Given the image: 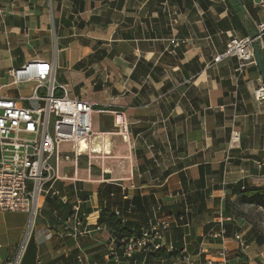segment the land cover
Here are the masks:
<instances>
[{
	"label": "crops",
	"instance_id": "1",
	"mask_svg": "<svg viewBox=\"0 0 264 264\" xmlns=\"http://www.w3.org/2000/svg\"><path fill=\"white\" fill-rule=\"evenodd\" d=\"M49 5L0 0V96L29 105L20 98L32 86L13 84L9 72L35 59L53 63L56 83L71 98L101 110L93 130L108 134L110 150L91 155L96 163L91 158L88 168L87 159L83 177L77 164L73 177L55 181L56 196L41 197L31 228L27 214L0 211V264L26 234L18 264H115L110 234L98 226L101 212L118 211L137 230L157 203L170 222L166 242L185 248L191 260L204 264L225 248L229 264H264V209L242 202L243 192L264 189V103L252 96L264 79V39L256 43L261 67L248 65L239 75L236 59L214 62L232 35L256 32L264 7L257 0ZM116 113L129 125L128 143L115 134ZM74 207L85 228L76 238L61 226ZM222 224L223 238L209 237ZM152 253L118 264H182Z\"/></svg>",
	"mask_w": 264,
	"mask_h": 264
},
{
	"label": "built area",
	"instance_id": "2",
	"mask_svg": "<svg viewBox=\"0 0 264 264\" xmlns=\"http://www.w3.org/2000/svg\"><path fill=\"white\" fill-rule=\"evenodd\" d=\"M257 4L264 7V0H257ZM263 36L264 20L257 23L253 35H232L224 51L214 57V62L234 58L237 61L236 71L241 75L248 65H257L254 44L261 41ZM9 76L13 84H29L32 90L29 97L20 98L29 103L26 106H17L11 99L0 96V211L27 214L31 228L30 223L34 222L40 210L41 197L48 193L55 196L57 193L52 186L55 181L63 179L59 173L64 158L61 147L70 146L75 167L82 155H86L90 167L91 154L81 151L79 144L81 141L90 143L98 134L93 130L92 119L93 114L101 110H97L96 104L90 100L71 98L67 87L56 83L53 63L45 60H32L10 71ZM252 96L257 104L264 103V79L259 80ZM114 127L115 134L128 143L129 125L120 113H116ZM233 140H237V135H233ZM65 158L68 159V156ZM161 208L160 203L155 204L151 220L140 228L137 235L122 240L119 249L114 247V239L110 237L112 246L108 256L115 264L132 258L136 253L169 252L173 249L166 242L170 222L159 216ZM115 216L119 217L120 213L116 211ZM83 220L78 214V207H74L62 228L70 237L76 238L85 229ZM224 234L221 225L209 237L223 238ZM25 238L15 255L1 264L20 262ZM233 239L239 248L245 247L241 233H233ZM116 250L121 253L118 254ZM176 259L182 264H199L190 259L185 248L179 250ZM78 262H83L82 258H78ZM204 264H229L227 249L218 250L215 257L205 259Z\"/></svg>",
	"mask_w": 264,
	"mask_h": 264
},
{
	"label": "trees",
	"instance_id": "3",
	"mask_svg": "<svg viewBox=\"0 0 264 264\" xmlns=\"http://www.w3.org/2000/svg\"><path fill=\"white\" fill-rule=\"evenodd\" d=\"M243 203L253 204L261 206L264 209V189L260 190H249L243 192ZM56 196V195H55ZM73 212L68 216L70 217ZM66 217L63 222L61 223V226L63 225L64 221L68 218ZM98 226L104 227L108 233L110 234V237L114 239V247L120 248L122 247L121 241L127 240L133 235H137L140 231V226L137 230L136 229H129L121 220L119 217L115 216V212H111L109 210H103L100 214V217L98 219ZM222 227L224 228V225L222 224ZM226 229V228H225ZM224 229V230H225ZM227 229L225 230V233ZM264 237V236H263ZM262 244L264 245V238L262 240ZM173 249L169 252H166L165 250H159L152 253L153 258H159V259H172L176 258L178 256V252L182 247L172 245Z\"/></svg>",
	"mask_w": 264,
	"mask_h": 264
},
{
	"label": "rangeland",
	"instance_id": "4",
	"mask_svg": "<svg viewBox=\"0 0 264 264\" xmlns=\"http://www.w3.org/2000/svg\"><path fill=\"white\" fill-rule=\"evenodd\" d=\"M48 3L50 4L49 6H51V0H48ZM263 39H264V36H263ZM262 59V58H261ZM25 93H27V92H25ZM28 94V93H27ZM94 118V123H95V120H96V118L97 119H99V118H101V116L100 115H97V114H94V116H93ZM101 120V119H100ZM97 122H98V120H97ZM92 140V139H91ZM61 153H62V155L64 156V158H63V160H62V162L60 163V172L62 173H60V176L61 177H66V178H69V177H73V170H74V159H73V157H72V152H71V149H70V146L69 145H63L62 147H61ZM92 156H97V155H93V154H91ZM65 156H68V159L67 158H65ZM87 157H85V156H82V157H79L78 158V161H77V164H78V177H83L84 176V170H85V164H86V161H87ZM91 161H93V163H96L95 161L96 160H94L93 158H92V160ZM97 164H95V167H97L96 166ZM64 183H69L70 181H68V180H62ZM248 206H249V204H248ZM250 209L251 208H246V211L247 212H249L250 211ZM255 217L257 218V214L255 213ZM34 224L32 223V226H33ZM260 230H261V228H260Z\"/></svg>",
	"mask_w": 264,
	"mask_h": 264
},
{
	"label": "bare ground",
	"instance_id": "5",
	"mask_svg": "<svg viewBox=\"0 0 264 264\" xmlns=\"http://www.w3.org/2000/svg\"><path fill=\"white\" fill-rule=\"evenodd\" d=\"M108 134L98 133L95 135L90 143L81 141L79 144L81 151H88L90 154H100L101 152L109 153ZM32 222L30 223V227Z\"/></svg>",
	"mask_w": 264,
	"mask_h": 264
},
{
	"label": "water",
	"instance_id": "6",
	"mask_svg": "<svg viewBox=\"0 0 264 264\" xmlns=\"http://www.w3.org/2000/svg\"><path fill=\"white\" fill-rule=\"evenodd\" d=\"M254 51H255V59L257 61V64L259 67H261V61H260V56L257 50V44H254Z\"/></svg>",
	"mask_w": 264,
	"mask_h": 264
}]
</instances>
